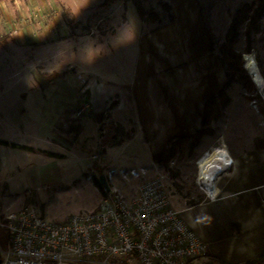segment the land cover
Segmentation results:
<instances>
[{"label":"crops","instance_id":"obj_1","mask_svg":"<svg viewBox=\"0 0 264 264\" xmlns=\"http://www.w3.org/2000/svg\"><path fill=\"white\" fill-rule=\"evenodd\" d=\"M53 1L0 0V51L4 49L12 56L19 49L29 48L35 59L17 62L11 73L0 80L5 85L9 78L14 79L4 86L0 97L20 86L26 70L33 83L27 89L32 91L38 81L42 92H19L22 102L27 100L31 107H39L41 100L52 97V91L68 96L66 107L55 121L57 130L52 131V142L48 143L71 153L80 139H84L82 152L90 163L93 161L94 175L109 169L141 168L166 173L161 161L167 157L170 142L207 127L190 155L184 153L180 160L169 163V167L179 172L174 179L177 188L170 178L166 179L171 189H167L171 206L206 244L208 254L200 264H243L262 256L264 92L236 94L231 92L230 83L225 93L228 103L221 115L205 121L206 103L220 92L227 77L217 55L216 35L201 16L199 1L160 0L159 5L166 2L170 6L172 19L167 21L160 11L161 23L149 22L147 29L138 15L133 16V26L127 27L133 41L123 54L108 51L109 47L101 40L88 43L86 37L81 39L79 47L74 46V36H68L71 31L67 28L75 25L57 19ZM221 1L206 0L210 14L218 8L226 14L229 12L221 6ZM126 5H123L125 22ZM70 14L75 12L71 10ZM68 39L69 44L60 46L61 41ZM106 52H111V59L102 56ZM8 59L3 56L4 64ZM52 72L62 75L52 79ZM12 101L5 102L0 118L10 128L20 130L22 121L14 115ZM24 124L28 128L36 126L34 120ZM2 140L17 144L9 142V137ZM217 146L226 150L231 165L214 177L211 184L214 195L209 193L207 198L195 187L197 167L195 185L193 179H185L178 162L196 160ZM30 148L31 153L47 152ZM47 153L64 155L54 150ZM93 155L97 158L92 159ZM118 179L113 180L115 187ZM137 187L133 184L131 192L125 195L131 197ZM101 196L102 192L99 200ZM191 201L196 203L189 205ZM10 206H5L2 217L16 211Z\"/></svg>","mask_w":264,"mask_h":264},{"label":"rangeland","instance_id":"obj_2","mask_svg":"<svg viewBox=\"0 0 264 264\" xmlns=\"http://www.w3.org/2000/svg\"><path fill=\"white\" fill-rule=\"evenodd\" d=\"M159 1L142 0V4L145 8L152 7L160 13V11L162 12V8L159 5ZM198 1L202 13L201 16L208 21L214 31L217 38V45L224 40L231 18L230 14L243 4H249L251 2V0H222L220 2L221 6L227 8L229 12L226 14L224 10L220 11L222 8H218L216 13L212 12L210 14L208 4L205 3L206 0ZM102 2H106V4L101 5ZM81 3L82 0H54L52 2V5L56 8L55 11L58 13L57 19L62 20L66 25L68 24L67 21L70 23L73 22L75 25L74 28H67L69 32L71 31L68 36H74L72 39L74 46L79 47L81 39L86 37L89 41L88 43H93L96 40L104 41L107 47H109L108 51L113 50L121 54L128 51L133 39L131 33L127 31V27L133 26L132 18L138 15L134 7H132V0L126 2L123 0H87L86 4L80 6ZM125 4H127L126 22L124 19L126 9L123 6ZM62 9L66 11V14L63 13ZM71 10L75 12V15L70 14ZM214 13L216 14L215 16H213ZM143 21L145 23L144 27L147 29L150 24L147 20ZM124 22L125 24H123ZM118 25L120 27L116 28ZM70 41V39L68 41H61L60 46L69 44ZM249 41L251 46L249 53L254 56L257 65L259 62L261 63L264 70V13L259 18L258 31L252 34L251 40ZM245 46V37L241 32L234 43V48L237 52L241 53ZM104 49L106 50V48ZM74 50L80 52L79 48ZM243 54L245 53H241V67L244 66ZM4 55L9 58L7 64H4L2 61ZM102 56L111 59V52H106ZM33 57L29 48L19 49L12 56L4 49L0 51V80L6 74L11 73L14 67L18 65L17 62L20 63L24 59H30L33 62L35 61ZM62 67L64 66L60 68ZM243 68L245 69V67ZM23 74L24 80L21 81L20 86L11 89L6 96L0 97V113H4L5 102L13 100L12 102L15 103L13 109L16 111L14 115L21 118L22 127L20 130L10 128L8 123L4 122L1 117L0 138L4 139L5 137H9V142H16L20 145H27L47 152L54 150L64 155L55 156L47 152H45L47 154L42 152L31 153L27 150L12 149L9 146L0 145V219L3 218L1 214L6 211L5 206L11 205L10 207L16 211L26 206L32 208L38 216L43 213L44 218L48 220L65 222L69 216L93 210L97 206L94 204H98L96 202L99 201L101 191L95 186L94 177L86 178L92 173L93 169L91 170V167H93V161L90 163L85 158L84 152H82V149L86 145L84 139H80L71 153H67L66 150L61 151L58 148H53L48 143L52 142V131L57 130L54 127L55 121L66 107V102H68L67 98L69 99V97L63 96L60 92L52 91V97L47 96L41 100L43 103L39 107H31L26 102L27 100L22 102L18 98L19 92H42V88H39L40 85L37 81L32 91L27 89L33 83L30 81L27 70ZM247 74L250 76L248 72ZM13 80L9 78L6 84H10ZM231 83L233 84L231 92H236V94L238 92H264V86L262 89H259L253 81V88L243 87L236 80H233ZM6 84H0V92ZM262 102L264 103V99H262ZM255 104H258V98H256ZM23 109V113L19 114ZM33 120L36 123V126L33 128H28L24 124V121L31 123ZM29 132L35 136L26 134ZM38 137H41V139H38ZM194 159L188 158L184 162H178L181 163V172H184L185 179H193V182L195 180L194 172L196 168V160ZM156 171H146V178L153 177ZM118 178L115 185L124 194L128 191L131 192L133 184H136V186L140 184L139 179L132 178L129 181H125L121 177ZM195 187L198 191L197 186Z\"/></svg>","mask_w":264,"mask_h":264},{"label":"built area","instance_id":"obj_3","mask_svg":"<svg viewBox=\"0 0 264 264\" xmlns=\"http://www.w3.org/2000/svg\"><path fill=\"white\" fill-rule=\"evenodd\" d=\"M203 156L196 159V186L208 198L199 175ZM145 174L143 168L107 170L103 177L108 189L96 208L65 222L38 216L26 206L5 215L0 219L6 236L0 264H200L207 246L171 206L164 173ZM97 176L92 170L86 178ZM115 177L139 179L135 194L127 197L115 187Z\"/></svg>","mask_w":264,"mask_h":264},{"label":"trees","instance_id":"obj_4","mask_svg":"<svg viewBox=\"0 0 264 264\" xmlns=\"http://www.w3.org/2000/svg\"><path fill=\"white\" fill-rule=\"evenodd\" d=\"M128 1V0H123ZM136 12L139 16V19L147 20L151 23H161L160 13L154 10L152 7L145 8L142 4V0H132ZM106 2H102L101 5H105ZM161 8L164 14L166 15L167 21H171V10L170 6L167 5L166 2H161ZM63 13L66 14V11L62 9ZM264 13V0H251L249 4H243L241 7L236 9L232 14H230V22L227 27L224 40L221 41L217 45V52L220 58V62L223 65V68L226 73L227 80L224 84L223 88L219 93L216 94L214 98L209 100L206 103V112L207 117L205 119L206 122L210 119H217L221 115V111L223 110V106L228 103V97L226 93V87L233 81H239L243 87L253 88V83L250 80V76L247 74L245 69L242 66L241 53H249L251 51L250 41L252 34L258 31L259 26V18ZM68 25L71 26L69 21ZM244 34L246 46L240 52H237L234 48V43L238 39L240 33ZM260 69L262 76L264 77V70L259 62L257 65ZM52 79L60 77L62 72H52ZM49 77V76H48ZM264 79V78H263ZM208 128H201L192 133L189 137H177L173 139L169 144L167 157L161 161L163 163L164 169L166 171L165 178H170L171 183L174 188L176 187L175 177L179 175L178 171L174 169L172 166L169 167V163L172 160H180L184 153L190 155L192 148L199 142L200 137L207 132ZM0 145L8 146L10 145L12 148H18L23 150L32 151V148L19 145L15 143H8L6 140L0 139ZM55 155L54 153H50ZM95 184L99 187L101 192H104L102 185L99 183L97 178H94ZM166 188L171 190L170 187ZM196 202L191 201L189 205H194ZM3 230L0 228V245H4L6 241L5 233H2ZM264 260V253L262 256L255 260H251L249 262H244L243 264H259ZM223 264V263H216Z\"/></svg>","mask_w":264,"mask_h":264},{"label":"bare ground","instance_id":"obj_5","mask_svg":"<svg viewBox=\"0 0 264 264\" xmlns=\"http://www.w3.org/2000/svg\"><path fill=\"white\" fill-rule=\"evenodd\" d=\"M249 59H251L253 63L249 64ZM243 60V67H245L246 71L250 74L251 80L259 89H262L264 86V79H262L263 77L259 71V68L257 67L254 56L250 53H245L243 54ZM225 152L226 150L223 147L217 146L210 152H207L206 156H203V158L200 159L199 175L204 179L206 190L208 193H210V195H214L211 191V184L213 183V179L216 174L215 172L225 167L226 164H229L228 161L230 159H228L227 155H225ZM225 161H227V163H225Z\"/></svg>","mask_w":264,"mask_h":264},{"label":"water","instance_id":"obj_6","mask_svg":"<svg viewBox=\"0 0 264 264\" xmlns=\"http://www.w3.org/2000/svg\"><path fill=\"white\" fill-rule=\"evenodd\" d=\"M103 175L104 174H99L97 176V179H98L99 183L102 185L103 190H107L108 189L107 183H106L105 177H103Z\"/></svg>","mask_w":264,"mask_h":264},{"label":"clouds","instance_id":"obj_7","mask_svg":"<svg viewBox=\"0 0 264 264\" xmlns=\"http://www.w3.org/2000/svg\"><path fill=\"white\" fill-rule=\"evenodd\" d=\"M86 3H87V0H82V3H81L80 6H83V5L86 4ZM248 63L251 64V63H253V61H252L251 59H249ZM225 155H227L226 152H225ZM225 163H227V161H225Z\"/></svg>","mask_w":264,"mask_h":264}]
</instances>
